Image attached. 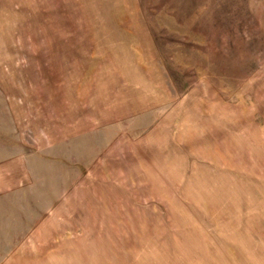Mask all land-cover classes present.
<instances>
[{"label":"rangeland","instance_id":"374dc122","mask_svg":"<svg viewBox=\"0 0 264 264\" xmlns=\"http://www.w3.org/2000/svg\"><path fill=\"white\" fill-rule=\"evenodd\" d=\"M0 264H264V0H0Z\"/></svg>","mask_w":264,"mask_h":264}]
</instances>
